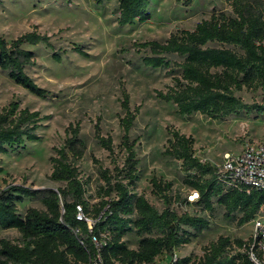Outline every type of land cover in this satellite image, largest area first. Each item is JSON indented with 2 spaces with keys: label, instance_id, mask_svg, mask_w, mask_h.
Here are the masks:
<instances>
[{
  "label": "trees",
  "instance_id": "1",
  "mask_svg": "<svg viewBox=\"0 0 264 264\" xmlns=\"http://www.w3.org/2000/svg\"><path fill=\"white\" fill-rule=\"evenodd\" d=\"M101 3L110 0H93ZM191 0H185L188 4ZM234 15L213 11L206 19L196 23L192 30L181 29L163 41L135 42L138 49L148 54L141 63L150 68L169 67L172 73L177 66L179 74L171 76L165 90H155L157 98L171 102L179 114L199 113L219 120L228 115L248 113L251 109L264 111L263 105L247 104L235 92L260 89L264 94V0H226ZM119 25L144 22L150 18V0H117ZM43 43L52 47L48 35L27 31L7 42L0 35V70L29 93L45 98L49 92L37 85L25 72L32 65L33 52L23 44ZM86 56L87 53L76 47ZM55 60H59L54 54ZM180 58V61L172 59ZM264 97V96H263ZM118 123L123 130L121 143L126 149L123 179H114L100 170L106 183L109 198L94 208L91 228L75 217L80 204L89 216L83 199V186L78 178L76 162L86 149L79 136L80 123H70L63 145L54 149L50 157V178L65 182L57 189L38 190L22 184H9L0 189V228L16 229L23 244L0 238V264H154L162 253L172 254L209 227V221L186 211L178 213L171 206L169 191L171 181L153 176L152 193L163 197V208L158 210L142 194H135L137 159L134 141L128 131L139 111V105L130 108L129 95L121 88ZM46 115L19 102L10 101L0 109V154L38 139L37 128ZM94 137L106 150H112V138L103 135L99 117L94 125ZM170 137L163 153L181 161L186 172L183 183L197 193L195 202L203 209L213 210L211 198L223 206L224 216L237 224L251 221L259 212L264 216V192L245 187H226V178L218 167L201 162L193 155V138L176 129L169 130ZM113 193V196L110 194ZM25 198L39 199L43 210L28 207L24 213L17 204ZM133 232L138 237L136 248L127 247L123 236ZM105 234L102 243L97 239ZM247 240L219 236L203 247L200 264H252L244 250ZM233 248L230 253L228 249ZM189 257L175 258L171 264H188Z\"/></svg>",
  "mask_w": 264,
  "mask_h": 264
},
{
  "label": "rangeland",
  "instance_id": "2",
  "mask_svg": "<svg viewBox=\"0 0 264 264\" xmlns=\"http://www.w3.org/2000/svg\"><path fill=\"white\" fill-rule=\"evenodd\" d=\"M150 18L144 22L119 25L117 0L96 3L93 0H0V35L7 42L27 31L48 35L52 47L43 43L23 44L33 52L34 63L25 72L49 94L41 98L10 80L0 70V109L10 101L19 107L36 110L42 119L36 130V141L0 154V189L9 184H22L42 190L57 189L65 182L51 179L50 157L54 149L63 145L65 129L79 121V136L86 149L76 162L78 178L84 192L89 216L94 208L109 198L106 183L100 170H106L112 180L123 179L126 149L121 143L123 130L118 123L121 88L129 95V106L139 105V111L128 131L134 141L137 171L133 192L142 194L158 210L163 208V197L152 193L150 179L171 181L169 191L171 206L178 212L199 215L209 221V227L187 244L175 248L172 254L162 253L154 264H166L170 259L189 257L188 264H200L203 247L219 236L247 240L253 230L251 221L237 224L224 216V208L211 198L213 210L203 209L196 203L192 189L183 183L186 172L181 161L165 155L169 130L193 138V155L201 162L219 167L223 155L235 154L245 142L264 139V111L251 109L248 113L228 115L214 120L199 113L179 114L173 103L160 100L155 90H165L171 76L180 69L176 66L150 68L141 63V56L148 54L138 49L135 42L156 40L163 42L170 33L181 29L192 30L196 23L206 19L213 11L234 15L226 0H150ZM78 47L86 52L78 53ZM57 54L59 60L53 57ZM172 59L180 61V58ZM247 104H264V94L258 89L235 92ZM99 117L103 135L112 138V150L103 148L94 137V123ZM113 196V193L110 194ZM24 213L28 207L45 209L39 199L25 198L17 204ZM258 214H261L259 212ZM0 238L23 244L16 229L0 228ZM129 248H136L138 237L133 232L123 236ZM233 248L228 249L230 253Z\"/></svg>",
  "mask_w": 264,
  "mask_h": 264
},
{
  "label": "built area",
  "instance_id": "3",
  "mask_svg": "<svg viewBox=\"0 0 264 264\" xmlns=\"http://www.w3.org/2000/svg\"><path fill=\"white\" fill-rule=\"evenodd\" d=\"M218 170L226 178V187L239 186L245 187L247 190L256 189L264 192V139L245 142L240 151L235 154L226 152ZM196 197L197 193L195 196H189V199L193 200ZM75 207V217L85 221L88 228H91L94 222L92 217L84 213L80 204ZM251 222L253 230L247 239L244 250L252 264H264V216L257 214ZM103 238H105V234H102L99 239L95 236L92 237L96 246L102 243ZM174 259H170L166 264H171Z\"/></svg>",
  "mask_w": 264,
  "mask_h": 264
},
{
  "label": "bare ground",
  "instance_id": "4",
  "mask_svg": "<svg viewBox=\"0 0 264 264\" xmlns=\"http://www.w3.org/2000/svg\"><path fill=\"white\" fill-rule=\"evenodd\" d=\"M194 194L196 195V193H194ZM195 195H194V196H195Z\"/></svg>",
  "mask_w": 264,
  "mask_h": 264
}]
</instances>
